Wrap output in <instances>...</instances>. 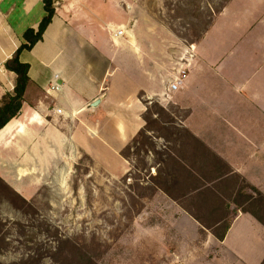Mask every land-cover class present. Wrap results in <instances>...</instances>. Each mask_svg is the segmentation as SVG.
Masks as SVG:
<instances>
[{
	"label": "crops",
	"instance_id": "1",
	"mask_svg": "<svg viewBox=\"0 0 264 264\" xmlns=\"http://www.w3.org/2000/svg\"><path fill=\"white\" fill-rule=\"evenodd\" d=\"M233 3L191 49L162 21L148 17L137 0H55L56 12L43 39L20 53L30 64V81L19 114L31 109L32 115L16 125L18 116L13 118L0 133L14 129L0 142L16 129L51 131L46 120L55 122L61 114L95 120L96 139L108 154L121 157L146 127L148 105L156 102L165 110L173 105L185 112L177 124L186 134L174 147L165 139L163 147L171 156L157 165L184 172L172 183L181 194L174 197L164 189L158 193L172 202L178 221L189 223L190 231L202 235L215 251L211 263L264 264V223L231 199L230 212L216 208L226 189L233 188L229 180L235 175L264 195V33L252 31L254 16L236 17L238 0ZM44 15L43 0H0V47L6 60L24 42V31L37 29ZM119 26L130 28L118 37L112 30ZM178 58L186 77L180 87L169 90L168 77ZM98 98L99 105L90 110ZM51 102L62 111L50 109ZM184 170L196 178L189 180ZM206 171L213 173L210 179ZM187 197L192 208L180 203ZM201 209L214 215L215 226L229 220L222 239L204 223Z\"/></svg>",
	"mask_w": 264,
	"mask_h": 264
},
{
	"label": "rangeland",
	"instance_id": "2",
	"mask_svg": "<svg viewBox=\"0 0 264 264\" xmlns=\"http://www.w3.org/2000/svg\"><path fill=\"white\" fill-rule=\"evenodd\" d=\"M233 2L137 0L148 17L162 21L186 44L198 41L195 35L212 24L222 6ZM238 4L235 16H254L252 31L264 33V0H238ZM238 31H230V37ZM173 49L177 53L178 46ZM5 60L0 47V97L13 92L16 80ZM31 98L32 91L28 102ZM50 105L62 111L55 102ZM168 109L163 111L156 102L148 105L149 132L124 148L121 157L108 154L109 149L96 139L95 120L84 122L61 114L55 122L52 117V123L46 120L51 131L24 128L19 133L21 129H16L0 142V176L4 179L0 181V264H214L210 259L215 251L205 245L204 237L196 231L194 235L189 223L178 221L174 205L159 189L153 192L158 185L169 188L174 197L181 194L167 179L170 172L151 177L161 153L167 151L165 139L174 147L186 134L177 124L185 112L173 105ZM28 115L31 109L17 115L15 125ZM14 127L0 133V139ZM160 168L167 170L162 164ZM206 172L210 179L213 173ZM230 183L233 188L226 189L216 208L230 212L227 200L231 199L264 223V195L239 175ZM180 203L188 208L194 205L189 197ZM200 214L215 233L224 232L229 223L215 226L214 215L204 209Z\"/></svg>",
	"mask_w": 264,
	"mask_h": 264
},
{
	"label": "trees",
	"instance_id": "3",
	"mask_svg": "<svg viewBox=\"0 0 264 264\" xmlns=\"http://www.w3.org/2000/svg\"><path fill=\"white\" fill-rule=\"evenodd\" d=\"M194 1L196 2V0H194ZM43 3H44L45 15L42 18V20L39 24V27L37 29H35L33 27H29L24 31V33H23L24 42L15 51L13 56L11 58L7 59L5 62V67L8 70H10L16 74V80H15L13 92L5 93L0 98V130H2L13 118H15L17 115H19V113L22 109L23 103H24V95H25L28 83L30 81V77H29L30 64L27 62H23L20 59V53L23 50L32 49L38 41L43 39L44 32L47 29L48 25L52 22V19L55 15V12H56L55 0H43ZM224 7L225 6H222V10ZM210 25H211V22L207 26H205L199 34L195 35L198 38V40L208 30ZM194 42H196V41H194ZM162 110L165 111L164 108H162ZM148 131L149 130H148L147 124H146V127L138 133V135L132 140L131 143L135 142L136 138L138 136H141L142 134H144L145 132H148ZM130 144H128L125 147V149L128 146H130ZM123 151H122V155L124 156ZM155 153H157V152H155ZM161 154H162V157L165 156L168 158H166V160H163L164 158L161 157L160 161L158 163H161L163 161L167 162L171 156V154L168 151H164ZM161 154H159V155L161 156ZM153 166H155V165H153ZM153 166H151V168ZM166 169H167V167H166ZM150 171H151V169H150ZM184 171L187 174V177L189 178V180H193L196 178V175L194 174L193 171H191V170H184ZM164 172H170L169 176H167V179L169 181H171L172 183H175V182L177 183L180 176H183V173H184V172L180 173V171L176 172V171L168 170V169L164 171L163 169L160 168V165H157L156 166V174L154 176L151 175V177L154 179L161 178V177H163ZM0 181L4 182V179L1 176H0ZM193 187L195 189L196 184ZM157 189H163V188L156 185L153 192H156ZM164 191L168 192L169 188L168 189L164 188ZM192 214L196 218L198 217L196 212L192 211ZM228 225H229V223L225 226L224 231H226V228L228 227ZM215 234L219 239H222L224 237V232L215 233Z\"/></svg>",
	"mask_w": 264,
	"mask_h": 264
},
{
	"label": "built area",
	"instance_id": "4",
	"mask_svg": "<svg viewBox=\"0 0 264 264\" xmlns=\"http://www.w3.org/2000/svg\"><path fill=\"white\" fill-rule=\"evenodd\" d=\"M112 31L115 36L121 37L129 31V28L128 26H119L118 28H115ZM189 46L191 49H193L194 44L190 43ZM180 62H182V58L176 59L171 68L172 72H170L168 77L169 90H176L183 84V81L185 80L186 72L184 69H182V65H180Z\"/></svg>",
	"mask_w": 264,
	"mask_h": 264
},
{
	"label": "water",
	"instance_id": "5",
	"mask_svg": "<svg viewBox=\"0 0 264 264\" xmlns=\"http://www.w3.org/2000/svg\"><path fill=\"white\" fill-rule=\"evenodd\" d=\"M100 101H101L100 98H98V99L94 100L93 102H91L89 104V109L94 110L99 105Z\"/></svg>",
	"mask_w": 264,
	"mask_h": 264
}]
</instances>
